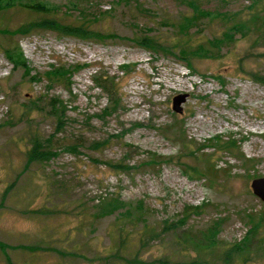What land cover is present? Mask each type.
Here are the masks:
<instances>
[{"label":"rangeland","instance_id":"1","mask_svg":"<svg viewBox=\"0 0 264 264\" xmlns=\"http://www.w3.org/2000/svg\"><path fill=\"white\" fill-rule=\"evenodd\" d=\"M254 16L264 20L261 0H0V264H132L117 252L137 254L133 264H227L222 245L250 230L244 212L264 209L250 188L264 176V83L252 76L264 75L263 22L250 24ZM43 17L87 33L17 32ZM237 21L249 29L208 43ZM143 36L172 50L143 46ZM15 45L26 68L5 57ZM52 67L66 70L62 84L45 77ZM178 93L188 94L180 114ZM37 137L51 155L33 162ZM213 163L223 170L211 179L201 170ZM106 193L111 213L99 203ZM215 222L213 250L178 245ZM258 232L245 264H264Z\"/></svg>","mask_w":264,"mask_h":264},{"label":"trees","instance_id":"2","mask_svg":"<svg viewBox=\"0 0 264 264\" xmlns=\"http://www.w3.org/2000/svg\"><path fill=\"white\" fill-rule=\"evenodd\" d=\"M251 1H257V0H251ZM259 1V0H258ZM264 3V0H261ZM253 3V2H252ZM190 5L192 8L196 9L195 7V3L190 1ZM28 8H32L35 9V6H27ZM40 10L43 9V6H40ZM258 19L260 20V17L258 16H254L252 23H256L258 24ZM254 21V22H253ZM263 23L261 24V27L263 28V35L262 38L264 39V20L261 21ZM34 27V28H48V29H55V30H61L64 33H68V34H73V35H77V36H85L86 35V29L83 28V26H78V25H69V24H63L61 22H59L58 20L54 19V18H40L36 21H32L28 24H26L25 26H21L20 28H18L17 32L18 33H25L26 31H28L29 28ZM240 30L242 31V33H245L244 31H246L247 29H249V24L247 22H242V21H237L235 22L231 27H229L228 29L226 28V30H224L222 32V34L220 35V37H213L211 40H208V43L212 46V47H216L219 48L220 45L222 43H224V41H226L228 39V35L231 33V30ZM138 43H140L143 46H147L150 47L151 49H161L164 51H168V50H172L169 46H164L162 43H160V41L156 40L154 37H150V36H143L138 38ZM4 54L5 57L11 61V63L13 64V66L16 67H23L26 68V62H25V58L23 56V53L20 49V47L18 45H15L14 47H9L6 48L4 50ZM206 55V54H204ZM66 70L59 68V67H52L50 70H48L45 74V77L51 82V83H63L62 78L65 76ZM252 76L260 81L261 83H264V75L263 74H252ZM111 85H115V82L113 79L110 80L109 82ZM112 101V100H110ZM115 102L113 101V106H115ZM58 102L56 103H51V106H53L52 108L56 109V106H58ZM115 108L112 107L111 109H109V112L113 111ZM55 115H57V113L55 112ZM172 130V128H171ZM48 142L49 140H47V143L45 144L43 140H41L40 138H34L31 139L30 141V148L27 150V159L29 161H36V162H40L44 159L49 158V156L51 155V151L48 149ZM122 163V162H121ZM121 163H113L112 166L116 167V168H122V164ZM221 169L220 167L217 166V164L213 163V164H206L205 166H203L202 170L205 175L211 179L215 178L216 174L218 172H220ZM109 193H106L104 195H102L99 199V203H105L106 208L104 210L105 213H111L113 212L116 207L112 206V198L111 196L108 195ZM200 206H189L188 208H186L185 210L188 212H196L197 209H199ZM244 216L248 219V221L250 222V230L249 233L246 234V236L241 240L238 241L237 243H233V244H229L227 246H223L224 248L222 250V254L221 257L223 258L224 261L230 264H245L247 261H249V258L247 257H243V259H241V257L246 254L242 251H244L245 249L248 248V246L250 245L252 239H257L259 241H261V236L259 235V228L263 227L264 228V209L261 210L258 214L254 213L253 211H248V212H244ZM136 222H132V224ZM219 223L215 222L211 227H208L206 229V231L201 232L198 235H186L185 237H183L182 239H178V245H180L182 247L183 250H192V251H197V252H202V251H208V250H213L214 248H216L218 246V243L216 242V233H217V226ZM214 227V228H213ZM174 229V227L172 225H167L166 226V230H172ZM125 239L122 235L119 236L118 238V250L117 251H121L123 248V245H125ZM115 258L118 259H123L126 261H132L133 263H138L137 261V257L138 255H131V258H124L122 257V255H120V253L117 252V254H113ZM112 255V256H113ZM250 255V253H249ZM111 256V257H112ZM155 263L158 264H171L167 259H161L158 258L154 261Z\"/></svg>","mask_w":264,"mask_h":264},{"label":"water","instance_id":"3","mask_svg":"<svg viewBox=\"0 0 264 264\" xmlns=\"http://www.w3.org/2000/svg\"><path fill=\"white\" fill-rule=\"evenodd\" d=\"M187 93H178L172 97V110L177 113H182L181 104L186 100ZM252 193L264 202V176L254 177L250 181Z\"/></svg>","mask_w":264,"mask_h":264}]
</instances>
